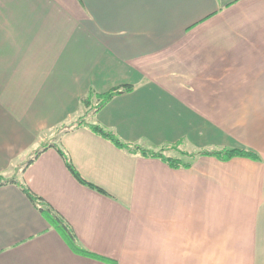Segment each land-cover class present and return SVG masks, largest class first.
I'll return each instance as SVG.
<instances>
[{
	"label": "crops",
	"instance_id": "0c3cea01",
	"mask_svg": "<svg viewBox=\"0 0 264 264\" xmlns=\"http://www.w3.org/2000/svg\"><path fill=\"white\" fill-rule=\"evenodd\" d=\"M123 85L97 112L80 102ZM88 110L123 142L166 148L189 129L167 144L157 130L188 114L213 150L260 160L171 168L87 127L57 134ZM44 142L103 193L53 147L25 166ZM0 177L14 179L0 185V264H108L73 252L20 184L116 264H264V0H0Z\"/></svg>",
	"mask_w": 264,
	"mask_h": 264
},
{
	"label": "trees",
	"instance_id": "16d2710c",
	"mask_svg": "<svg viewBox=\"0 0 264 264\" xmlns=\"http://www.w3.org/2000/svg\"><path fill=\"white\" fill-rule=\"evenodd\" d=\"M132 89L131 85H123L120 87H116L113 89H110L104 93H96L92 89L88 92L87 96L83 99H81V103L88 107L90 105V100L94 99L96 102L95 108L93 109L94 112L99 111L103 106H105L114 96L119 95L121 93L127 92ZM88 110L86 114L77 120H75L72 123L69 124H62L58 131L57 134L59 133H64V132H69L72 130H75L80 127H87L91 132L94 134L102 137L103 139L107 140L110 142L112 145H114L116 148L123 150L124 152L131 154V155H140L142 157H147V158H156L167 164L171 168H190L191 166V161L190 162H183L181 159H178L176 157H170V156H165L162 153V150H151V149H146L143 147H140L138 145L132 144V143H127L123 142L120 139H118L117 136H115L113 133L110 131H107L104 129L101 125L99 124H91L88 123L85 118L89 114ZM53 147L55 150L58 152V154L61 156V158L64 161V165L68 172L72 175V177L78 181L80 184L88 186L100 193H103V191L84 181L80 175L78 174L77 170L74 168L72 165L69 157L67 154L57 145L51 143V142H44L42 145L33 152V158L30 159L25 166H27L29 163H31L34 158L38 157L41 152L44 150ZM197 156H211L214 157L218 160L221 161H227L230 160L233 157H244L248 158L251 160H256L259 161L260 158L259 156L252 152L248 151L245 149H237V148H221L218 150H201L198 151L197 153L190 154V159L193 160ZM14 179L13 178H3L0 177V185H4L7 183H13ZM20 189L21 191L26 195L28 200L31 202V204L35 207V209L42 215V217L50 224V226L59 234V236L64 240V242L67 244V246L75 253L80 254L85 257H90L108 264H116L112 260H108L106 258L96 256L86 249H84L77 241L72 229L69 227V225L66 223V221L60 216L48 203H46L42 198L33 195L28 188H26L24 185L20 184Z\"/></svg>",
	"mask_w": 264,
	"mask_h": 264
},
{
	"label": "rangeland",
	"instance_id": "374dc122",
	"mask_svg": "<svg viewBox=\"0 0 264 264\" xmlns=\"http://www.w3.org/2000/svg\"><path fill=\"white\" fill-rule=\"evenodd\" d=\"M92 108L94 109L95 105H93ZM180 114L185 119L181 121H177V122L171 121V120L164 121L163 126L157 130V135H154V138H152V140H154L155 142L163 141L162 142L163 144L164 143L167 144L168 142H170V140L168 139L172 138V133H173L172 128L174 130H177L178 128L189 129L186 136L180 138L181 139L180 143L178 144L175 142L169 143V147L167 148L165 145H161L157 147L155 143L151 142L150 140H148V142L146 140H143V139H146L145 137H140L141 140L138 141V144L140 145V147L142 146L144 148H148V149L155 150V151L162 150L165 156L176 157L178 159H181V161L183 162H190L189 161L191 160L190 154L197 153L198 151H201V150H213L215 148H218L217 147L218 145H215V141H214L215 139L213 138L217 136L212 134V132L210 131L211 128L209 125L207 126L203 125L205 129L202 132H199L198 124H199L200 119L196 118L194 120L191 117H189L188 114H183V113H180ZM145 122L149 123L150 119L145 120ZM195 126H197V129ZM127 143H130V142H127ZM138 144L135 143V145H138ZM38 148L39 147H36V150Z\"/></svg>",
	"mask_w": 264,
	"mask_h": 264
}]
</instances>
